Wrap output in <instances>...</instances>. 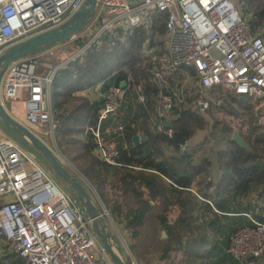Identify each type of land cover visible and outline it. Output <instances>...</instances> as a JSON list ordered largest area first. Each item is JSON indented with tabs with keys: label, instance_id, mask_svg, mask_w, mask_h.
Returning <instances> with one entry per match:
<instances>
[{
	"label": "built area",
	"instance_id": "built-area-1",
	"mask_svg": "<svg viewBox=\"0 0 264 264\" xmlns=\"http://www.w3.org/2000/svg\"><path fill=\"white\" fill-rule=\"evenodd\" d=\"M85 1L0 0V56L58 28ZM242 7L241 0H97L91 18L66 41L7 65L0 78V104L6 112L19 104L22 123L8 115L55 148V76L100 46L104 37L112 40L143 29L141 60L156 90L153 132L172 138L171 123L178 113L217 115L231 98L244 97L264 133V39L251 30ZM160 25L162 33L154 30ZM69 47L76 51L69 53ZM129 93L135 104L146 103L142 87L133 85L130 75L119 85L100 83L90 95L102 98L96 125L87 129L94 154L113 167L120 166L119 149L108 136L125 127L116 116ZM112 119L114 127L103 129ZM77 205L50 179L34 153L0 130V252L16 255L22 264H112ZM226 253L235 264H253L263 257L264 220L248 216V225L232 233ZM130 264L137 262L132 259Z\"/></svg>",
	"mask_w": 264,
	"mask_h": 264
},
{
	"label": "trees",
	"instance_id": "trees-1",
	"mask_svg": "<svg viewBox=\"0 0 264 264\" xmlns=\"http://www.w3.org/2000/svg\"><path fill=\"white\" fill-rule=\"evenodd\" d=\"M241 2L249 27L264 39V0ZM154 30L163 32L161 25ZM145 34L143 29H135L112 40L104 37L100 46L91 48L55 76L51 85L52 113L57 122L55 145L59 154L91 183L109 207L114 223L123 225L131 240L142 235L149 218L156 226L155 235L159 233L157 246L161 249L162 262L217 264L210 252L200 246L205 230L198 222L199 205L195 201L196 195L186 190L194 187L196 193L208 201L214 197L249 193L264 198V133L256 125L247 99L231 98L222 111L225 116L238 120L237 131L248 150L230 140L233 129L229 121L211 124L213 129L220 130V140L224 144V148L214 154L217 174L211 172L212 160L190 154L187 149L195 133L209 126V115L180 112L171 123L172 138L153 132L156 90L149 82L147 68L141 60ZM114 74L116 79L111 80ZM127 75L131 76L133 85L142 87L147 100L144 105L136 103L133 108L127 97L121 105L116 120L125 127L108 136L116 141L119 149L117 163L120 166L113 167L101 162L94 154V144L87 129L96 125L102 104L89 94L100 83L103 87L119 85ZM124 117L128 120L126 123L122 121ZM244 118L247 120L243 121ZM112 121L105 122L103 129L114 127ZM135 136L144 137V141L133 144ZM28 148L37 154L31 146ZM212 205L216 207L213 202ZM162 233L164 239H161ZM225 262L235 264L228 255L223 256ZM22 263L14 254L0 253V264Z\"/></svg>",
	"mask_w": 264,
	"mask_h": 264
},
{
	"label": "water",
	"instance_id": "water-1",
	"mask_svg": "<svg viewBox=\"0 0 264 264\" xmlns=\"http://www.w3.org/2000/svg\"><path fill=\"white\" fill-rule=\"evenodd\" d=\"M96 4L97 0H86L82 8L58 28L38 34L6 50V52L0 56V78L4 69L10 63L39 54L57 43L66 41L71 35L79 31L94 14ZM120 86L124 87L125 84H121ZM98 102L102 103L101 97L98 98ZM222 108L226 109V105L223 104ZM0 124L4 127L5 132L15 141L23 146H31L48 163L51 172L68 183L73 193V199L83 211L84 216L91 223V230L95 237H97L102 252L109 257L112 264H125L110 247L109 241L112 239V236L110 232L106 231L105 225L101 220L100 212L92 204L88 194H86L79 184L78 178L71 177L62 166L59 157L32 133L13 120L1 104ZM230 140L239 148L248 150V145L238 132H233ZM140 141H144V137L135 136L132 138L133 144H138ZM162 236L164 237L165 235L162 233ZM115 245L118 248L119 243L116 242Z\"/></svg>",
	"mask_w": 264,
	"mask_h": 264
},
{
	"label": "crops",
	"instance_id": "crops-1",
	"mask_svg": "<svg viewBox=\"0 0 264 264\" xmlns=\"http://www.w3.org/2000/svg\"><path fill=\"white\" fill-rule=\"evenodd\" d=\"M89 95H92V93H90ZM20 109H21L20 105L15 104L11 108L10 107L7 108V112L16 121L22 123L21 118L19 117V114H18V110ZM42 142L46 146H48L49 149L53 153L54 151H57V148L56 147L54 148V146L51 147L50 143L47 140H42ZM196 152L197 151L188 150V153L190 154H194ZM146 154L147 153H145L144 155ZM200 155L201 154L196 155V156H200ZM209 159L212 160V172L215 173L216 165L214 163V154L212 158L210 157ZM218 172L219 170H217V174ZM166 184H169V183L166 182ZM84 189L87 190V191L85 190L84 191L86 192V194H88L92 204L98 209V211L101 210L100 209L101 206L107 207V209L109 210V216H110V209L108 206H106L103 203V200L101 199V197L98 196V200H97L92 193H89V190L87 188H84ZM186 191L190 192L191 195L195 194L196 195L195 197L197 199L201 198L196 193V189L194 187ZM197 199H195V201L199 205V208H198L199 211H197L198 222L201 224V227H203V229L205 230V238H204V241H202L200 246L202 249L210 252V254L212 255L211 257L212 258L214 257L213 259L217 262V264H224L223 256L227 255L226 250H227L232 232L237 227L241 225H245L248 222V216L254 220H258V221L264 220V204H263L264 198H258L255 193H251V194L249 193L245 196H232L231 195L228 198L225 196L220 197V198L214 197L210 199L211 201L204 200L202 198L201 200L199 199L197 200ZM206 202H208L211 207L208 206ZM212 202L215 203L216 207L212 205ZM100 215H101L102 223L104 224V220L102 219L103 216L101 213ZM110 219L114 223L111 216H110ZM148 222H151L149 218L146 220L145 224ZM119 227L121 228L123 235L126 236V238L128 237L130 238L128 230H126L123 225H119ZM145 227L146 226H144L142 233L145 231ZM156 231L157 229H156V226L154 225V229L152 230V234H151V238H152L151 246L150 245L146 246L145 249L142 248L143 246L134 247V250H136L137 256L141 258V261L143 262L142 264H164V262L161 261V255H162L160 251L161 249H159V247L157 246L158 240L155 235ZM160 236H161V239L165 238V236L163 237L162 234H160ZM115 237L112 235V239H111L112 240L111 244H113L114 247H116ZM139 238H137L135 242H137ZM133 260L137 262L135 259ZM137 264L139 263L137 262ZM253 264H264V256L255 260Z\"/></svg>",
	"mask_w": 264,
	"mask_h": 264
},
{
	"label": "rangeland",
	"instance_id": "rangeland-1",
	"mask_svg": "<svg viewBox=\"0 0 264 264\" xmlns=\"http://www.w3.org/2000/svg\"><path fill=\"white\" fill-rule=\"evenodd\" d=\"M67 51L69 53H72V52L76 51V48L75 47H73V48L69 47ZM82 94L87 95L88 93L83 92ZM127 97H128L127 100L130 102V104H132V107L135 108L136 104H135V96H134V94L133 93H129V95ZM247 101L252 107V104L250 103V100L247 99ZM154 109H155V104H154ZM252 117L255 119L256 125L259 126L258 123H257V119L254 116L253 107H252ZM207 119H208V121L210 123L209 126L205 130L195 133V135L192 138V140L190 141V143H188L187 149L190 150V151H197L196 153H194L195 155L201 154L202 156H205L207 158L208 157L212 158L213 154H215V152L217 150H222L224 148V144L221 142L222 139L220 140V136H219L221 134L220 130L213 129L211 124H213L216 121H220V120L221 121H223V120L229 121V123L231 124V127L233 129V132H238L237 130H238V125L239 124H238V120L237 119H233L231 117L225 116L223 112L218 113L217 115L210 114L207 117ZM246 120L247 119H245V118L243 119V121H246ZM122 121L124 123H126V121H128V120H127L126 117H124L122 119ZM0 130L3 131L4 133H6L4 127L1 124H0ZM262 131H263V129H262ZM17 144L22 146L24 149H27L28 147H30V146H23V145H21L18 142H17ZM31 152H33V151H31ZM54 153L59 157V160L62 163V166L68 172V174L71 177H73V178H78V182L81 185V187L83 189L87 188L89 190V193H92L94 195V197L98 200V194L94 190V188L91 185V183L87 179H85L76 170V168L73 165L69 164L59 154V152L54 151ZM34 154L37 157L38 164L48 174V176L55 183V185H57V187L61 191H63L66 195L70 196L71 198H74L73 197V193H72L71 188L68 185V183L66 181H64L62 178L57 177L55 174H53L51 172V170H50V167H49L48 163L38 153L37 154L34 153ZM216 172H217V170H216ZM85 191H87V190H85ZM77 206H79V205H77ZM100 209L101 210H99V211H100V213L103 216L102 219L104 220V225H105V228H106L107 232H110L111 236L112 235L114 237L116 236L115 237V241L117 243H119L118 250H116L117 248L114 247L113 244H111L112 240H110L109 243H110V247L112 248V250H114V252L122 259V261L125 264H130V262L132 261V258L135 259L139 264H142L143 262L141 261V258H139L137 256L136 250H134V247L135 246L136 247L137 246L138 247L143 246L142 248L145 249L146 246H149V245L151 246L152 245L151 234H152V230L154 229L153 223L152 222L146 223L145 231L142 233L141 237L137 240V242H135L136 239L135 240H131L129 237L126 238V236L123 235V232H122L121 228L119 227V225L114 224L111 221L110 216H109V210L107 209V207L101 206ZM106 220H108V221H106ZM158 236H159V233L157 232L156 233V238ZM96 239H97V237H96ZM97 242H98V247L101 248V245H100L98 239H97ZM155 251H157V250H155ZM0 253H2V252H0ZM3 254H6V253H3ZM107 258L109 259L108 256H107ZM164 264H168V263H164ZM224 264H228V263L225 262Z\"/></svg>",
	"mask_w": 264,
	"mask_h": 264
}]
</instances>
